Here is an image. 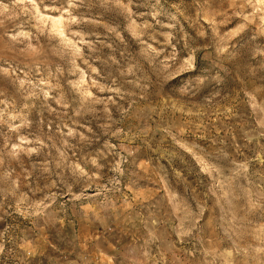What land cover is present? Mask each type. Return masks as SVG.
<instances>
[{
    "label": "rangeland",
    "instance_id": "rangeland-1",
    "mask_svg": "<svg viewBox=\"0 0 264 264\" xmlns=\"http://www.w3.org/2000/svg\"><path fill=\"white\" fill-rule=\"evenodd\" d=\"M0 264H264V0H0Z\"/></svg>",
    "mask_w": 264,
    "mask_h": 264
}]
</instances>
